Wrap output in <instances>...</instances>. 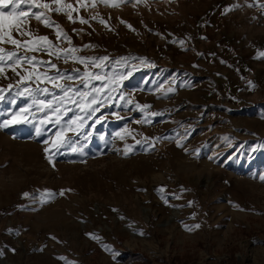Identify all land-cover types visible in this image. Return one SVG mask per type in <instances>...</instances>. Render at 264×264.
Returning <instances> with one entry per match:
<instances>
[{
  "label": "rangeland",
  "instance_id": "rangeland-1",
  "mask_svg": "<svg viewBox=\"0 0 264 264\" xmlns=\"http://www.w3.org/2000/svg\"><path fill=\"white\" fill-rule=\"evenodd\" d=\"M235 3L244 6L224 11ZM97 13L107 26L99 20L73 25L62 13L52 17L74 44L98 45L81 54L113 58L104 70L109 76L126 71L116 63L121 57L134 65L123 83L125 96L131 93L135 103L160 114L151 124H137L148 110L129 111L117 100L102 109L109 118L86 129L93 133L86 162L63 149L55 168L43 143L53 126L40 137L34 124L0 129V264H139L126 251L146 255L148 264H264V181L258 178L264 175V148H257L264 144L261 9L247 7L246 0H147L135 7L98 3L79 9L85 18ZM30 26L54 39L36 21ZM73 27L85 34H73ZM169 87L176 91L167 93ZM27 102H0V121ZM124 129L135 148L126 157L113 150L124 147L118 139L113 143ZM186 131L180 144L188 152L177 143ZM143 134L155 150L135 144ZM194 149L201 150L198 156ZM46 189L71 191L41 205ZM195 224L200 227H185Z\"/></svg>",
  "mask_w": 264,
  "mask_h": 264
},
{
  "label": "snow or ice",
  "instance_id": "snow-or-ice-1",
  "mask_svg": "<svg viewBox=\"0 0 264 264\" xmlns=\"http://www.w3.org/2000/svg\"><path fill=\"white\" fill-rule=\"evenodd\" d=\"M146 2L147 0H75L77 7L68 0H0V80L9 81L6 85L0 84V102L9 99L10 103L15 104L18 98H26L28 101L25 107L14 111L10 119L0 121V129H7L11 125L22 123L34 124L35 137H40L50 131L49 125L53 126L56 130L48 135L43 143L45 145L44 152L48 154L46 158L55 168L56 156L63 149L73 154L79 153L82 158L81 162H86L83 159L88 155L85 145L93 135L86 129L93 128L96 124L109 118L106 117L102 109L115 106L117 100L123 102L121 107L125 104L130 105L129 111L133 107L138 108L141 112L148 110L144 120H137L136 123L151 124L153 118L160 113L150 111L148 104L135 103L131 99V93L127 96L124 94L123 83L132 75L135 66L128 63L126 58L121 57L116 63L122 65L126 71L109 76L104 70L108 68L113 58L109 55L81 54L86 49L97 48L98 45L91 42L82 45L74 44L73 36L52 17L53 13H62L66 16V20L73 25L77 22L81 25H90V21L99 20L101 24L107 26V21L98 13L89 14L85 18V16L79 15V9H95L98 3L116 8L126 3H131L135 7ZM243 6L235 3L230 7L226 6L224 11H233ZM246 6L258 7L261 9V14L264 15V3H261L260 0H252L251 3L246 0ZM73 13H77V15L74 17ZM32 20L43 25L44 28L52 30L54 39H50L49 35L38 34V30L30 26ZM128 27L132 28V25L129 24ZM71 31L75 35L85 34L83 28L73 27ZM87 34L91 35V33ZM179 43L183 46L185 41L181 39ZM5 45L12 47L6 48ZM44 55L48 58L45 59ZM138 59H141L148 67H155V64L146 58ZM70 62L83 67L61 66V64L67 65ZM175 91L176 89L172 87L167 89V93ZM110 116L117 120L126 119L119 112H112ZM89 120L92 121L91 124L88 123ZM129 135L130 131L124 129L116 132L113 138V143L117 139L124 142L123 148H114L113 150L120 152L125 157L135 150L134 145L127 143ZM187 135L186 131L177 140L178 145L185 152H188V149L180 144V140ZM81 137H83L84 144L81 143ZM101 139L104 137L101 136ZM155 139H168V137H156ZM225 140L231 142V138L228 136L225 137ZM145 142L149 145V150H155L153 140L147 134H143V140H136L135 144ZM257 148H264V144L257 145ZM193 151L198 156L201 150L194 149ZM208 158L215 159L213 156ZM258 178L264 181V175H260ZM69 191L71 189L60 190L58 193L52 190H43L39 203L41 205L48 204L55 195L63 197ZM23 195L28 197L30 193L24 192ZM191 203L190 201L189 205ZM185 227L192 230L199 228L200 225H185ZM139 234L144 235V232L141 230ZM93 238L98 239L99 237L94 236ZM13 251L15 250L13 249Z\"/></svg>",
  "mask_w": 264,
  "mask_h": 264
},
{
  "label": "trees",
  "instance_id": "trees-1",
  "mask_svg": "<svg viewBox=\"0 0 264 264\" xmlns=\"http://www.w3.org/2000/svg\"><path fill=\"white\" fill-rule=\"evenodd\" d=\"M132 260H140L139 264H148L150 262V259L146 255H139L136 254L134 251H126Z\"/></svg>",
  "mask_w": 264,
  "mask_h": 264
},
{
  "label": "bare ground",
  "instance_id": "bare-ground-1",
  "mask_svg": "<svg viewBox=\"0 0 264 264\" xmlns=\"http://www.w3.org/2000/svg\"><path fill=\"white\" fill-rule=\"evenodd\" d=\"M156 178V177H155ZM157 178H158V176H157Z\"/></svg>",
  "mask_w": 264,
  "mask_h": 264
}]
</instances>
